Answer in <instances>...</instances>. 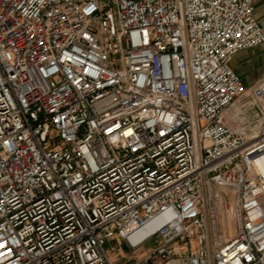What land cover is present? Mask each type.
Returning <instances> with one entry per match:
<instances>
[{
  "label": "built area",
  "instance_id": "1",
  "mask_svg": "<svg viewBox=\"0 0 264 264\" xmlns=\"http://www.w3.org/2000/svg\"><path fill=\"white\" fill-rule=\"evenodd\" d=\"M257 1L0 0V264H264Z\"/></svg>",
  "mask_w": 264,
  "mask_h": 264
},
{
  "label": "crops",
  "instance_id": "2",
  "mask_svg": "<svg viewBox=\"0 0 264 264\" xmlns=\"http://www.w3.org/2000/svg\"><path fill=\"white\" fill-rule=\"evenodd\" d=\"M255 16L264 18V0H258L255 5ZM231 66L241 76L246 87L264 79V48L256 47L237 53L230 62Z\"/></svg>",
  "mask_w": 264,
  "mask_h": 264
},
{
  "label": "rangeland",
  "instance_id": "3",
  "mask_svg": "<svg viewBox=\"0 0 264 264\" xmlns=\"http://www.w3.org/2000/svg\"><path fill=\"white\" fill-rule=\"evenodd\" d=\"M113 249L110 251V260L113 264H129L137 256L141 254V249L136 250L135 252H130L125 243H113Z\"/></svg>",
  "mask_w": 264,
  "mask_h": 264
},
{
  "label": "bare ground",
  "instance_id": "4",
  "mask_svg": "<svg viewBox=\"0 0 264 264\" xmlns=\"http://www.w3.org/2000/svg\"><path fill=\"white\" fill-rule=\"evenodd\" d=\"M160 221H155L152 222L151 224H149L148 226H146L144 229H142L141 231L137 232L136 234L133 235L132 240L137 239L143 235L148 234L150 231H152L155 227H157L159 225Z\"/></svg>",
  "mask_w": 264,
  "mask_h": 264
}]
</instances>
